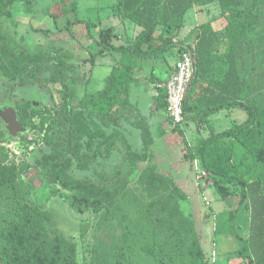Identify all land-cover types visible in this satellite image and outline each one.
I'll return each mask as SVG.
<instances>
[{"label":"trees","instance_id":"trees-1","mask_svg":"<svg viewBox=\"0 0 264 264\" xmlns=\"http://www.w3.org/2000/svg\"><path fill=\"white\" fill-rule=\"evenodd\" d=\"M16 1L0 0V18L12 16L9 8ZM21 1L28 11L32 10L35 0ZM248 1L253 2L248 11L244 10L247 0L102 3V8L113 7L119 16L142 30L131 45H104L84 59L95 63L107 49L123 54L111 68L104 87L85 93L77 104L68 80L89 84L91 77L86 72L79 75L71 62L73 55L56 50L51 42L37 51L17 52L0 21V71L21 84L50 80L62 86V102L43 123L44 126L48 122L45 140L49 152L35 155L33 164L18 166L7 165L0 149V263H209L197 221L184 209L191 194L180 184L176 173L156 163L157 140L150 122V117L158 112L168 114L164 84L169 75L164 77L159 70L166 63V54L174 48L179 52L191 48L196 72L185 101L186 122L193 117L200 126L208 125L209 134L197 146L188 141L185 128L180 125L170 130L160 125L159 136L178 134L179 161L193 167L197 159L223 200L236 197L237 202L228 205L227 223L221 222L224 225L220 224L216 232L217 240L226 239L231 246L233 239L238 244L231 250L235 254L233 264H264V103L250 97L251 77L242 74L249 65L250 43H256L259 52L260 41L264 40V0ZM52 2L46 14L54 19L60 33L71 35L78 23H84L91 32L92 23L78 16V0ZM214 2L220 4L222 13L201 25L197 40L175 42L187 11L196 4ZM109 29L102 27L100 33H109ZM252 29L260 30L253 39L249 36ZM96 40L101 43V39ZM258 58L264 71V55L259 54ZM145 61H152L150 80L158 86L149 116L141 112L139 101H133L134 87L139 83L136 70ZM233 107L244 109L247 119L217 131L211 116ZM39 113L43 112H35ZM123 121L139 132L141 149H137L138 142ZM116 150H125L126 164H115L111 173L100 171L99 180L90 176L76 178L70 173L75 161L78 167L88 168L99 158H111ZM33 167L50 185L42 201L37 197L36 181L26 176ZM57 197L64 198L73 211L88 214L80 225V240L66 237L55 224L50 204ZM244 210L251 212L248 237H243L236 225ZM90 236L93 241L87 243Z\"/></svg>","mask_w":264,"mask_h":264},{"label":"rangeland","instance_id":"rangeland-1","mask_svg":"<svg viewBox=\"0 0 264 264\" xmlns=\"http://www.w3.org/2000/svg\"><path fill=\"white\" fill-rule=\"evenodd\" d=\"M113 2H116V0H103L101 3L100 0H78V16L92 23L91 32L87 31L84 23H78L72 28L71 35L70 33H60L54 19L46 14L52 6V0H35L31 11L27 10L26 5L21 0H17L9 8L12 16H2L0 18L1 27L11 37V45L17 52L28 49L37 51L45 47L48 42H51L56 50L65 51L73 55L71 62L77 66L79 75L86 72L91 77L89 84L85 83L84 80H68L75 94L74 103L77 104L85 93L95 92L104 87L105 79L111 68L114 64L120 62L123 54L121 51L107 49L97 57L95 63L84 62V59L88 58L90 53H96L104 45H131L142 30L138 24L133 23L126 17L119 16L120 14L113 7L109 8V10L101 7L102 3L104 5H112ZM212 6L214 7L210 10V17H218L222 13L220 4L214 2ZM252 6L253 2L247 0L244 10L248 11ZM193 11L191 9L185 18L187 27L195 25L193 14H191ZM71 17H75V15ZM102 27L111 28V30L109 29V33L104 31L101 34ZM91 33L93 36H91ZM258 33H260V30ZM261 33L264 34V26L261 29ZM96 39H101V43L97 42ZM260 44L261 49L258 53L264 55L262 52L264 40L260 41ZM177 52L178 48L170 50L164 58L167 59L164 61L166 63L163 62L164 67L162 68L159 65L161 67L159 70L164 77L169 75L170 65L174 66ZM261 61L264 64V58ZM151 65L152 61H149L148 64L145 61V63L142 62L140 68H137L136 76L139 78V83L134 87L133 93V101H139L141 112L147 116H149L151 111L153 96L158 93L156 82H151L150 80ZM261 69L262 66L259 62V70L257 72L258 93L256 95L253 92V95L257 97L259 102L264 103V71ZM249 73V66L244 67L243 76L246 77ZM255 74L253 70V79ZM61 88L62 86L59 83H54L50 80L37 82L34 85L21 86L11 81L0 71V108L5 104L6 100H10L14 105L22 106V108L27 110L25 121L28 130L19 134L18 137H9L7 135L0 137L7 165L16 164L22 166L33 164L35 155L41 156L49 152L50 149L45 140L48 122L46 121L44 126L43 123L44 119L48 120L49 112L62 102ZM35 96L37 97L38 105L33 108L31 103ZM36 111L43 113L33 114ZM226 113L219 112L213 115V124L218 129H225L235 123L244 121L248 117L247 112L240 107L235 108L229 115ZM235 113L241 116L237 117ZM168 116V114L158 112L150 117L152 129L157 140L156 163L161 168L171 169L176 173L180 184L191 194L190 200L184 203V209L187 213L191 212L197 221L199 231L203 235L208 264H233L232 261L235 258V254L231 250L236 249L238 244L232 241L233 239L231 240V246L226 239L217 240L216 232L220 224L224 225L221 222L227 223L229 218L228 205L229 203H236V197L229 198L227 201L223 200L221 193L211 180L203 179L202 181H197L192 164L189 162L184 164L179 161L181 158V146L178 140L181 137L178 134H173V132L164 137L159 136L160 125L168 130L174 126L171 119L167 120ZM223 116L226 117L225 120L221 119ZM123 124L138 142L137 149H141L143 144L140 140L139 132L133 130L131 124L125 121H123ZM4 125L3 120H1L0 129L2 131H5ZM209 131L208 125L200 126L193 117H191L185 128L186 137L194 146L199 145L202 139L209 134ZM125 156V150H116L111 158H99L98 161H93L88 168L78 167V163L75 161L70 173L76 178L90 176L95 180H99L98 174L100 171L106 170L111 173L115 164H126ZM26 176L36 181L38 188L37 197L41 201L44 200L50 188L45 178L35 167L28 170ZM67 204L62 197H57L51 202L50 209L54 214V222L66 237L80 240V225L83 222V218L88 214L83 215L73 211ZM250 218L251 212L249 210L241 211L237 218L236 225H238L239 233L243 237H248L250 234ZM92 241V236L86 240L87 243ZM83 254L81 252L80 256Z\"/></svg>","mask_w":264,"mask_h":264},{"label":"built area","instance_id":"built-area-1","mask_svg":"<svg viewBox=\"0 0 264 264\" xmlns=\"http://www.w3.org/2000/svg\"><path fill=\"white\" fill-rule=\"evenodd\" d=\"M175 42H180L178 37L174 38ZM196 65L195 53L191 48L180 52L175 63V67L169 74L166 83L165 100L168 103V115L175 125L186 128V111L185 101L189 93L191 84L195 78ZM193 169L197 181L209 179L207 172L200 167L199 161H194ZM212 183V182H211Z\"/></svg>","mask_w":264,"mask_h":264},{"label":"crops","instance_id":"crops-1","mask_svg":"<svg viewBox=\"0 0 264 264\" xmlns=\"http://www.w3.org/2000/svg\"><path fill=\"white\" fill-rule=\"evenodd\" d=\"M212 4H206V5L196 4L192 8H190L187 11V13H186V15L184 17V26L181 28L180 32L178 33V35L176 37H178L181 41H184L185 43H191V42H194L195 40H197L199 34L201 33V25L203 23L209 22L212 19L216 18L214 16L210 17L211 16L210 15V13H211L210 10L214 7V6H212ZM191 9L194 10L191 14H193V19L195 20L194 21L195 25L194 26L190 25V26L187 27L185 18L189 14ZM108 10H109V8H108ZM218 21L220 22V24L223 23V19H219ZM140 28H142V27L140 26ZM258 32H259L258 29H255V30L252 29L249 32L250 38L253 39L256 36H258ZM250 52L251 53H250L249 60H248V64H249L248 66H249V71H250L249 75L251 77V82L249 83V89H248L249 91L248 92H250V97H254L255 95H253V94L256 93V95H257V93H258V79H257L258 78V74H257V72L259 70V62H260V59L258 58L259 53H258V47L256 46V43H254V42L250 43ZM179 54H180V52L178 51L177 55H176V61H177V59L179 57ZM176 61H175V63H176ZM175 63H174L173 69L175 67ZM240 69L242 70V66H240ZM253 70L256 73L254 81H252V79H253ZM239 96H240L239 97V99H240L241 95H239ZM235 98H237V97L235 96ZM254 98H257V97H254ZM235 108H237V107H233V108H230V109H224V110H221L220 112L221 113L222 112H225V113L227 112L226 114L229 115L230 113H232V111L235 110ZM217 113H219V112H217ZM215 114H213V115H215ZM213 115L211 116V124H213V119H212ZM235 116L240 117L241 115L240 114H236ZM225 118L226 117H224V116L221 117V119H223V120H225ZM246 119L247 118H245V120ZM239 123H241V122H239ZM213 126L216 128L217 131L224 130V129H222V130L218 129L216 127V125H214V124H213ZM229 127H231V126H228L227 128H229ZM227 128H225V129H227Z\"/></svg>","mask_w":264,"mask_h":264},{"label":"water","instance_id":"water-1","mask_svg":"<svg viewBox=\"0 0 264 264\" xmlns=\"http://www.w3.org/2000/svg\"><path fill=\"white\" fill-rule=\"evenodd\" d=\"M0 117L6 122L8 129L13 135H16L19 131L25 130L18 120L16 108L10 103V101H7L1 108Z\"/></svg>","mask_w":264,"mask_h":264},{"label":"flooded vegetation","instance_id":"flooded-vegetation-1","mask_svg":"<svg viewBox=\"0 0 264 264\" xmlns=\"http://www.w3.org/2000/svg\"><path fill=\"white\" fill-rule=\"evenodd\" d=\"M11 81H14L15 83H17V84H19V85H21V86H27V85H34V83H32V84H21L18 80L16 81V80H11ZM7 101H10V100H6V102ZM6 102H5V104H6ZM10 103H11V101H10ZM4 104V105H5ZM15 108H16V110H17V115H18V120H19V122L23 125V127L25 128V130L24 131H19L16 135H13L12 133H11V131L8 129V127H7V124H6V122L0 117V122H1V120H3V122H4V126H5V131H2L1 129H0V137H3L4 135H7V136H9V137H18V135L19 134H22V133H25L27 130H28V128H27V123H26V121H25V117H26V113H27V110L25 109V108H22V106H20V107H18V106H16V105H14L13 103H11ZM32 104V106H33V108L34 107H36L38 104H37V97L35 96L34 97V100H33V102L31 103ZM3 105V106H4ZM2 106V107H3ZM1 107V108H2ZM1 108H0V110H1ZM33 114H35V113H33ZM2 146V142H1V140H0V149H2L3 150V147H1ZM0 264H2V263H0Z\"/></svg>","mask_w":264,"mask_h":264}]
</instances>
